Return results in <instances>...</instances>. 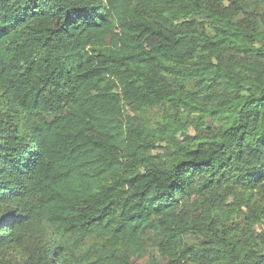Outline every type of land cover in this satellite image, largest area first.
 <instances>
[{
	"label": "trees",
	"instance_id": "obj_1",
	"mask_svg": "<svg viewBox=\"0 0 264 264\" xmlns=\"http://www.w3.org/2000/svg\"><path fill=\"white\" fill-rule=\"evenodd\" d=\"M0 221V264H264V0H0Z\"/></svg>",
	"mask_w": 264,
	"mask_h": 264
},
{
	"label": "snow or ice",
	"instance_id": "obj_2",
	"mask_svg": "<svg viewBox=\"0 0 264 264\" xmlns=\"http://www.w3.org/2000/svg\"><path fill=\"white\" fill-rule=\"evenodd\" d=\"M4 219L11 220V217L10 216H5ZM2 223H3V221H0V224H2Z\"/></svg>",
	"mask_w": 264,
	"mask_h": 264
}]
</instances>
